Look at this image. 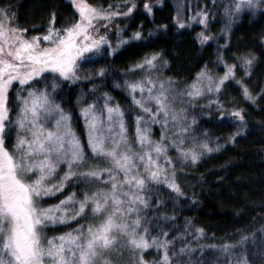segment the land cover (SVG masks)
Instances as JSON below:
<instances>
[{
    "label": "snow or ice",
    "instance_id": "obj_1",
    "mask_svg": "<svg viewBox=\"0 0 264 264\" xmlns=\"http://www.w3.org/2000/svg\"><path fill=\"white\" fill-rule=\"evenodd\" d=\"M157 2L162 3V0ZM120 3L122 8L120 4L104 8L81 0L75 4L79 18L70 25L57 28L56 14L52 12L45 31L31 36L27 29L16 24L15 5L0 3V264H125L122 255L125 250L129 253L128 264H200L194 254L202 252L206 246L192 241H198L204 232L202 228H195L192 239H186L189 229L193 228L186 221L183 230L174 231L169 238L166 224H153L152 219L167 222L175 217L160 214L150 219L142 214V210L153 204L157 208L162 206L161 200L153 201L146 195L151 192L152 182L166 184L183 195L175 179L173 158L168 155L169 144L163 142L169 123L174 129V138H170L169 143L177 150L180 162L195 163L200 159V152L184 147V138L191 134V125L197 121L195 117L189 121L185 109L173 106L175 97L168 94L172 79L165 82L143 75L124 81L132 102L141 113L133 118L134 138L142 148L140 152L131 148L124 110L118 103H111L108 93L103 94L102 105L85 103L80 108L91 157L86 155L85 142L73 128L71 113L54 99L55 81L78 80L79 65L97 59L102 48L107 49L108 54H118L123 45L142 38L139 30L130 36L118 35L113 47L107 35L99 31L101 21L106 33L109 22L118 17H130L137 8L136 0H120ZM181 7L183 5L177 6L176 19L180 27H184L185 21L179 19ZM257 8H264V0H234L225 11L234 17L244 9ZM143 9L152 13L148 0H144ZM208 15L206 9H199L191 19L199 18L200 23L206 25ZM117 32L122 30L118 28ZM197 38L201 44L213 39L204 31L199 32ZM261 42L264 43V37ZM217 55L225 72L214 76L209 74L207 66L201 69L196 80L180 94L189 104L205 92L218 94L225 81L236 79L237 65L228 64L222 54ZM159 57L160 53H152L133 63L131 68L151 72ZM234 59H238L244 72V77L236 81L241 93L255 102L257 95L249 89L245 78L251 75L256 54L249 51ZM104 73V68L97 70L98 76ZM50 74H56L53 81L43 84ZM10 90L17 102L15 120L10 115ZM258 95L264 98V87ZM207 107L209 111L200 115L208 120L215 115L220 122L233 119L239 122L238 132L230 139L243 133L247 122L242 108L229 110L218 98L210 100ZM53 116L55 119L50 121ZM49 122L51 126L47 127ZM149 123L161 125V140L151 138ZM13 129L16 130L15 142L9 146L7 140ZM200 147L212 151L207 142ZM96 158L104 160L108 166L90 162ZM62 164L65 170L58 182L52 184L49 178ZM73 180L87 188L81 190V198L77 199L75 191H69L57 204L40 206L43 197L62 192L66 183L71 186ZM101 184L106 187H99ZM68 203L75 205L71 211L65 207ZM89 214L94 219L98 217V222H78L77 218L86 219ZM66 220L76 222L77 227L59 236L42 237L43 227ZM153 228L158 229L155 235ZM245 239L242 236L239 243ZM177 241H180L179 247ZM221 247L227 252L231 246ZM147 250L162 252L159 260L145 259ZM234 264H249V261L247 256L241 255Z\"/></svg>",
    "mask_w": 264,
    "mask_h": 264
},
{
    "label": "trees",
    "instance_id": "obj_2",
    "mask_svg": "<svg viewBox=\"0 0 264 264\" xmlns=\"http://www.w3.org/2000/svg\"><path fill=\"white\" fill-rule=\"evenodd\" d=\"M155 0H148L149 3ZM184 4H175L173 0H165L162 7H156L153 16L142 10L144 0H136L137 8L130 15L118 21V28L125 30V36H130L133 31L139 30L143 36L139 40H131L119 49L118 54L108 55L107 50L102 51V58L81 65L80 77L76 81H61L57 84L55 100L72 116L73 128L85 142L86 155V132L83 120L80 117L79 96L85 94L87 98L96 99V103L102 105L104 94L108 93L113 103H118L124 110L125 120L128 124L130 143L134 144V120L140 115L134 107L132 97L124 86L125 80H135L141 76L139 70L131 68L133 63L141 61L145 56L152 53H160L159 59L164 63L159 67V73L163 78H171L174 84L183 86L192 83L201 69H207L214 74H223L224 68L220 66L218 53H222L228 64H236V79L228 81L217 98L229 110L242 108L245 114L246 126L243 133L238 135L234 143L230 144V137L238 132L234 120L220 122L215 115L211 120L197 115L196 133L201 142L209 140L225 146L218 152L200 156L195 163L190 160L180 162L176 152L168 155L173 158L175 165V179L179 184L183 195L177 194L166 184L152 182L149 185L152 200L159 199L162 206L154 204L148 209L142 210L150 219L155 215L167 214L175 217L172 221L152 219L153 224L165 223L169 232V238L174 231L183 230L186 221L193 228L189 229L190 235L186 239H192L195 228H202L203 234L193 244L199 243L206 247L202 252L197 251L194 258H199L200 264H234L235 259L241 255L247 256L249 264H264V98L258 93L264 87V13L257 17L250 14L242 16L230 32L226 47L221 48L224 42L214 40L201 44L197 34L202 26L195 24L192 27L180 28L176 25L175 16L177 6L186 10L187 7H202L200 3L210 5L212 0H176ZM87 4L107 8L109 4H120V0H85ZM0 3L15 5L13 12L16 13V24L27 29L28 35L43 33L51 19L50 13L56 14V27H66L78 19V13L70 0H0ZM221 21H217L209 28V32L217 34L220 30ZM107 25L99 27L101 34H106L110 39L118 33L116 29ZM167 25L166 28L160 26ZM114 30V31H112ZM114 41V40H113ZM254 52L257 59L251 70V75L245 78V83L254 95L255 102L243 97L240 86L236 82L244 77L238 59L242 53ZM105 69L104 75L98 76L97 70ZM119 85V87H117ZM95 86V87H94ZM97 89V92L94 90ZM99 92V93H98ZM87 102H84V104ZM15 110L13 94L10 96L9 105ZM10 107V108H11ZM17 108V107H16ZM209 110H205L208 112ZM212 111L216 109L213 106ZM13 119V117L11 116ZM206 132V135L203 136ZM157 138V137H156ZM235 139V138H234ZM15 142L14 130L9 133L7 144ZM91 163L102 166L99 158L90 160ZM106 187V185H98ZM87 190L83 183L67 184L62 192L40 201L41 207L57 204L68 194L69 191L77 193L80 197L81 190ZM79 197V198H78ZM91 214L86 219L77 218L80 224L97 223ZM77 227L76 222L67 220L63 224L46 225L42 228V237L59 236L70 232ZM158 229L153 228L155 235ZM246 239L241 244V237ZM180 241L176 246L179 247ZM229 245L225 252L221 247ZM162 252L147 250L145 259L159 260ZM122 255L125 264H128L129 253L125 250Z\"/></svg>",
    "mask_w": 264,
    "mask_h": 264
},
{
    "label": "rangeland",
    "instance_id": "obj_3",
    "mask_svg": "<svg viewBox=\"0 0 264 264\" xmlns=\"http://www.w3.org/2000/svg\"><path fill=\"white\" fill-rule=\"evenodd\" d=\"M164 1L165 0H162V3H158L157 2V0H155L154 2H152V3H150L151 5H152V13L151 14H149V13H147L146 12V10H144L143 9V7H142V10L145 12V13H147V14H149L150 16H153V12H154V9L156 8V7H162L163 6V3H164ZM174 2H175V4H184L183 2H177L176 0H173ZM70 2L73 4V6H74V9L76 10V12L78 13V9H76L75 8V4L76 3H80L81 2V0H70ZM83 2L84 3H86L85 2V0H83ZM234 3V0H212L211 2H210V5L208 6V5H206V4H204V3H200L199 2V5H201L202 7H194V9L192 8V6L191 7H187V9L185 10H181L180 12H179V19H181V20H184L185 21V26L184 27H180V25L177 23V15H178V13L176 14V16H175V22H176V25L178 26V27H180V28H185V27H192L193 25H195V24H199L200 26H202V30L201 31H204L205 32V34L207 35V34H210L212 37H213V39L212 40H210V41H208V42H211V41H214L215 39L216 40H222V42H224V44L222 45V47L221 48H225L226 47V43H227V41H228V39H229V35H230V32H231V30L233 29V27L236 25V24H238L240 21H241V18H242V16L243 15H245V14H250V15H252L253 17H257V16H259V15H261L262 13H264V8H257L256 10H250V9H244L243 11H241L240 13H238L236 16H234V17H230L229 15H228V13L225 11V9H226V7H228L229 5H231V4H233ZM87 4V3H86ZM121 6V8L123 7V5H120ZM199 9H206L207 11H208V13H209V15H208V19H207V23H206V25H204V24H201L200 23V21H199V18H197V20H192L191 19V17L193 16V15H195L196 14V12L199 10ZM134 11H135V9H134ZM133 11V12H134ZM131 15V14H130ZM78 18H79V14H78ZM124 18H127V17H118V18H114L111 22H109L107 25H109V24H111L112 23V25H111V28H113V29H118V21H120V20H122V19H124ZM217 21H221L222 23H221V25H219V28H220V30H219V32L217 33V34H212V33H210L209 32V28L213 25V24H216L217 23ZM103 24H104V22L103 21H101L100 22V27H104L103 26ZM112 31H114V30H112ZM124 32H125V30L123 29L122 30V32H120V33H117L115 36H114V41L112 40V39H110L108 36H107V38H108V40H110L111 42H112V46L113 47H115V43H116V39H117V37H118V35L119 36H125V34H124ZM130 42V41H129ZM128 42V43H129ZM205 43H207V42H205ZM264 44V43H263ZM126 45V44H125ZM124 46V45H123ZM122 46V47H123ZM121 47V48H122ZM120 48V49H121ZM104 50H107V49H105V48H102L101 49V53H100V56L97 58V59H101L100 57H102V51H104ZM220 54H222L221 52H220ZM108 55H110V56H113L114 54H108ZM97 59H95V60H97ZM224 59V58H223ZM95 60H93V61H95ZM225 61V60H224ZM92 62V61H91ZM219 62H220V60H219ZM221 63V62H220ZM238 63H239V61H238ZM84 64H86V63H81L80 65H79V70L77 71V76L78 77H80V74H81V72H80V69H81V65L82 66H84ZM162 64H164L159 58L157 59V61L155 62V69L154 70H152L151 72H149L147 69H143V70H141V69H137V70H139V72H141V76H143V75H151L152 77H155V78H158V79H160V80H163V81H165V82H167V80H168V78H163V76H162V74H160L159 73V67H162L163 68V65ZM220 66L221 67H223L224 68V72H225V67H224V64L223 63H221L220 64ZM133 70H135V69H133ZM223 72V73H224ZM209 74H211V75H214V76H217V75H223V74H214V73H212V72H210L209 71ZM55 75L56 74H50L49 76H47V78L43 81V84H50L52 81H53V79L55 78ZM141 76H137L135 79H139ZM196 80V79H195ZM194 80V81H195ZM61 81H63V78H61V79H59V80H56L55 82H56V84H58V83H60ZM76 81V80H75ZM193 81V82H194ZM192 82V83H193ZM228 81H225V84L227 83ZM192 83H190V84H192ZM204 83H206V81L204 82ZM190 84H188V85H190ZM224 84V85H225ZM40 86H43V85H40ZM186 86L187 85H185V86H183L184 88H182V87H180V86H178L177 84H172L171 86H170V91H169V96H174L175 98H174V101H173V106L176 108V109H180V108H183V109H185V111H186V115H187V118H188V120L190 121L193 117H195V119L197 120V118H196V116L197 115H200V113L201 112H205V110H209V108L207 107V105H208V102L211 100V101H215L216 99H217V94H215V93H213V94H209V93H207V92H205L204 94H203V96H200V97H197L195 100H193L192 102H191V104H189V101H188V99L186 98V97H184L183 95H180L181 93H183V91L185 90V88H186ZM224 86H222V88H223ZM222 88H221V90H222ZM97 89L98 88H96L94 91L95 92H97ZM57 90H58V86H57V88H56V90H55V94H56V92H57ZM172 90H174V91H172ZM220 90V91H221ZM129 92V91H128ZM99 93V92H98ZM11 94H13V92L10 90V92H9V102H10V96H11ZM54 94V95H55ZM130 94V93H129ZM21 95H26V93H21ZM100 96L101 95H103L102 93L101 94H99ZM139 95V94H138ZM146 95V94H145ZM102 97V96H101ZM79 101H80V104H82V106H83V104H84V102H87V103H93V102H95L96 103V99H94V98H87V96H85V94H83L82 96L80 95L79 96ZM54 99H55V96H54ZM102 103H104V99L102 98ZM111 103H113L112 101H111ZM97 104V106H100V104H98V103H96ZM152 107H154V104L153 105H151ZM214 106V105H213ZM9 107H11L10 105H9ZM17 107V102L15 101V110H16V112H17V110H18V108H16ZM134 107L135 108H137V110H138V112H139V114H141L140 113V111H139V109H138V106H136L135 104H134ZM11 110H13L14 109V104H13V107H11L10 108ZM16 112H15V114L13 113L12 114V112L10 113V115L13 117V120H15V117H16ZM55 119V117L53 116V117H51L50 118V121H52V120H54ZM234 121H235V123H236V127H237V129L239 130V127H240V125H239V122L237 121V120H235V119H233ZM46 126L47 127H50L51 126V122H49L48 124H46ZM142 127L144 126L143 124L141 125ZM150 129H151V131H150V133H149V135L151 136V138L153 139V140H157V141H159V140H161V135H162V131H161V125L159 124V123H149L148 125H147ZM191 128H192V132H191V134L189 135V136H187V137H185L184 138V140H185V142H184V147H186V148H194V150H196V151H198V152H200V156H202V155H207V154H210V153H212L213 151H216V152H218L219 150H221V149H223L225 146H223V144H219L218 142H215V141H212L211 142V145H209V143H210V141L209 140H206L205 142H207L208 143V145H209V147L212 149V151H207V150H202L201 149V147H200V145L202 144V143H204V142H201V138H200V136L199 135H197V133H196V124L195 125H191ZM14 130V132H15V136H16V130L15 129H13ZM163 135H164V137H165V140L163 141L164 143H166V144H169V146H168V154L169 153H171L172 151H174V152H176V154L178 155V152H177V150L175 149V147H173L170 143H169V139L170 138H174V129H173V126H172V124L171 123H169V125H168V130L167 131H165L164 133H163ZM203 136H205V134L203 135ZM157 137V138H156ZM237 137H239L238 135H236L234 138H232V139H230L229 140V142H230V144H232V143H234V141L236 140V138ZM131 148L134 150V151H136V152H140V151H142V148H141V146L136 142V140H135V142H134V144L132 143L131 144ZM219 149V150H218ZM88 153L89 154H91V155H93L91 152H90V150L88 149ZM102 160V159H101ZM102 163H103V165H102V167H107L108 165L105 163V161L104 160H102ZM65 170V168H64V165L62 164L61 165V167L60 168H58L57 169V173L56 174H54V176L53 177H50L49 178V180H50V182L52 183V184H56L57 182H58V179H59V176L60 175H62V172ZM78 183L79 181H76V180H73V181H71V183ZM68 183H66V185H67ZM57 192H55L54 194H56ZM53 194V195H54ZM50 196H52V195H50ZM80 197V196H79ZM78 197V198H79ZM44 198V197H43ZM42 198V199H43ZM81 198V197H80ZM41 199V200H42ZM40 200V201H41ZM65 207H67L68 209H69V211H71L72 210V208L73 207H75V205H73L72 203H68V204H66L65 205ZM67 221V220H66ZM66 221H64V222H57L56 224H63V223H65ZM55 224V225H56Z\"/></svg>",
    "mask_w": 264,
    "mask_h": 264
}]
</instances>
